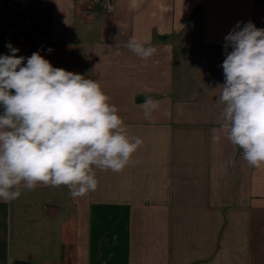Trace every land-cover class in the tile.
Returning a JSON list of instances; mask_svg holds the SVG:
<instances>
[{"label":"crops","instance_id":"crops-1","mask_svg":"<svg viewBox=\"0 0 264 264\" xmlns=\"http://www.w3.org/2000/svg\"><path fill=\"white\" fill-rule=\"evenodd\" d=\"M17 19L26 39L6 41ZM249 21L264 29V0H0V55L11 43L98 80L143 141L122 171L94 169L84 197L38 184L0 200V264H264V165L220 132L212 91L224 37ZM133 37L155 54L126 48Z\"/></svg>","mask_w":264,"mask_h":264},{"label":"clouds","instance_id":"clouds-1","mask_svg":"<svg viewBox=\"0 0 264 264\" xmlns=\"http://www.w3.org/2000/svg\"><path fill=\"white\" fill-rule=\"evenodd\" d=\"M241 23L224 37L225 82L212 91L220 90L217 102L224 105L220 132L243 150L250 167L259 168L264 165V29ZM146 43L133 37L125 47L146 60L156 52ZM6 46L10 54L0 55V200L14 201L21 185L31 191L38 184L66 186L72 198H80L97 189L94 169L122 171L143 141L128 135L99 81L53 67L40 51L25 58L11 43ZM144 107L149 118L158 102L147 98Z\"/></svg>","mask_w":264,"mask_h":264},{"label":"built area","instance_id":"built-area-1","mask_svg":"<svg viewBox=\"0 0 264 264\" xmlns=\"http://www.w3.org/2000/svg\"><path fill=\"white\" fill-rule=\"evenodd\" d=\"M92 3H105L107 8L111 7L112 0H88ZM6 41H15L18 40L19 42L25 41V36H23L22 32L16 28H9L5 33Z\"/></svg>","mask_w":264,"mask_h":264},{"label":"rangeland","instance_id":"rangeland-1","mask_svg":"<svg viewBox=\"0 0 264 264\" xmlns=\"http://www.w3.org/2000/svg\"><path fill=\"white\" fill-rule=\"evenodd\" d=\"M19 18H20V17H19ZM16 22H17V23H16L17 25L15 26V28L21 31L20 26H22V21H21L20 19H17ZM21 32H23V31H21Z\"/></svg>","mask_w":264,"mask_h":264},{"label":"trees","instance_id":"trees-1","mask_svg":"<svg viewBox=\"0 0 264 264\" xmlns=\"http://www.w3.org/2000/svg\"><path fill=\"white\" fill-rule=\"evenodd\" d=\"M15 264H33V263H30V262H16Z\"/></svg>","mask_w":264,"mask_h":264}]
</instances>
